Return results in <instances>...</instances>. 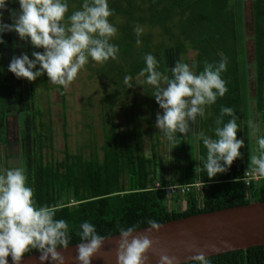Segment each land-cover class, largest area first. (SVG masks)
<instances>
[{
	"label": "trees",
	"instance_id": "1",
	"mask_svg": "<svg viewBox=\"0 0 264 264\" xmlns=\"http://www.w3.org/2000/svg\"><path fill=\"white\" fill-rule=\"evenodd\" d=\"M81 4L82 0H69L67 15L78 10ZM243 5L244 0H109V7L114 12L109 20L118 29L111 41L119 47L118 59L103 65L90 61L87 65L89 77L112 86L107 93L108 111L102 114L103 157L94 154L86 158L82 153H73L66 142L63 159L47 161L44 150L53 143L51 127L46 132L45 124L41 122L36 132L33 177L29 186L34 189L33 198L38 206H58L56 219L68 223L72 237L70 245L81 242L76 233L85 221L93 223L100 235L112 236L119 234L120 227L133 224H138L139 228L147 227L145 219L163 223L264 201V178L249 189L242 178L249 167L245 162L244 130L251 101L256 105L258 115L264 114V0H252L251 4L254 49L251 62H248L243 34ZM137 26L142 28L139 37L134 31ZM190 50L196 52L197 74L203 71L205 61L218 62L220 54L228 58L227 71L222 73L228 92L206 109L205 118L197 119L198 135L203 133L215 139L214 130L221 108L230 107L239 117L237 139L244 141L245 149H240L242 158L235 160L228 172L209 179L203 168L206 149L202 141L194 150L186 137L181 136L186 145L185 166L178 179L167 180L161 176L163 168L158 169L156 150L160 141L154 142L152 156H147L140 148V135L152 133L156 118L149 112H154L159 105L151 96V86L144 83L145 77L139 73L145 67L143 57L150 53L160 62L159 70L171 76L169 70L177 61L189 64ZM33 51L42 52L43 49L30 50ZM2 59L3 44H0ZM126 75L132 77V88L124 84ZM36 80L49 88L46 75ZM252 80L254 84H251ZM59 87L64 97V88ZM251 88L253 95H249ZM139 89L143 100L139 98ZM117 99L133 110L126 138L121 137L115 122ZM88 100L91 101L90 96ZM141 113H145V117ZM37 115L42 118L43 113L37 112ZM143 118L149 128L145 132L141 130ZM230 119V116L223 117L225 123ZM157 183L161 184L160 188L156 187ZM196 183L200 184L198 188ZM177 184H189L193 189L182 196H167L166 186ZM181 200L185 207L180 204ZM30 253L37 251L25 255ZM208 259L211 264H264V245L209 256Z\"/></svg>",
	"mask_w": 264,
	"mask_h": 264
},
{
	"label": "clouds",
	"instance_id": "2",
	"mask_svg": "<svg viewBox=\"0 0 264 264\" xmlns=\"http://www.w3.org/2000/svg\"><path fill=\"white\" fill-rule=\"evenodd\" d=\"M11 3L19 4V9H9ZM5 11L13 20L11 24L3 22ZM68 12L69 0H0V44L5 43L4 33L15 32L34 49H43L33 51L32 59L27 53L13 56L8 70L29 82L46 75L50 83L67 89L90 61L103 65L118 59L119 47L111 42L118 29L109 20L114 14L109 0H82L78 10L70 15ZM134 31L138 37L142 34L139 26ZM220 56L218 62L205 61L199 74L194 71L195 62L189 65L177 61L169 70L171 76L159 70L160 62L154 55L143 57L145 67L139 75L145 77L144 83L151 86V96L162 109V114L157 113L155 127L172 149L181 143L179 137L190 131V123L194 125L198 118H205L206 109L228 92L227 81L222 78L228 58ZM131 80V76L124 77L127 88L133 87ZM224 116L231 119L225 123ZM237 119L232 108L222 107L216 120L215 139L203 133L193 136V144L198 147L202 141L206 149L203 168L209 179L228 172L233 162L242 158L240 149L244 141L237 139L240 128ZM251 127L254 134L259 131L257 124L252 123ZM256 145L257 154L251 155L242 177L245 184L250 178L264 177V135L256 138ZM33 197L34 189L29 186L24 167L0 169V264H9V256L13 264H21L25 254L33 250L40 253V264H66L58 248L67 250L71 244L69 225L64 219H56L58 206H38ZM144 223L150 232L163 227L156 219H145ZM79 227L76 235L81 242L75 260L78 264H92L109 236L100 235L88 221ZM139 227L133 224L119 228L117 264H150L147 253L153 240L147 235H134ZM159 264H179V261L161 255ZM184 264H211V261L200 252Z\"/></svg>",
	"mask_w": 264,
	"mask_h": 264
},
{
	"label": "rangeland",
	"instance_id": "3",
	"mask_svg": "<svg viewBox=\"0 0 264 264\" xmlns=\"http://www.w3.org/2000/svg\"><path fill=\"white\" fill-rule=\"evenodd\" d=\"M251 4L252 0H244L243 34L246 36L248 62L253 60L254 51L251 39ZM8 8L18 10L19 4L11 3ZM3 22L6 24L13 22L8 11L4 13ZM240 34H242L241 27ZM3 39L5 41L4 52L3 59L0 60V82H4L3 85H0V169L22 166L28 176L29 184L31 183L36 132L40 128L41 122L45 124L46 132L49 130V126L52 130V146L46 147L44 150L47 161L63 159L66 142L73 153H82L86 158H91L95 154L102 158L104 143L102 114L103 111H108L107 93L111 91L112 86L96 77H89L90 72L87 65L85 70L78 73L70 87L64 89V97L60 87L50 82L49 88H47L43 84H39L37 80L29 82L24 78H17L8 70L13 56L27 53L32 59L30 50L34 48L30 43L20 40L15 32L4 33ZM195 55V51H189V65L193 64ZM251 84H254L253 80ZM31 87L34 89L32 90ZM251 89L249 95H253V88ZM138 92H140L139 98L143 100V93L140 89ZM89 96L91 101L88 100ZM117 101L119 104L116 105L114 111L115 122L118 123L121 137L126 138L133 110L126 104H120L121 99H117ZM255 106L254 104L251 107V112L245 121L247 128L244 131L248 136L246 134L244 136L245 143L247 141L246 149L245 147L244 149L246 150L245 162L248 166L251 155L257 154L256 138L264 135V114L262 117L259 116ZM37 112L43 113L42 118L37 115ZM149 113L150 115L154 113L157 116V113L162 114V109L155 108L154 112ZM141 116L145 117V113H141ZM142 123L141 130L148 131L147 120L143 118ZM252 123L259 126V131L255 134L251 127ZM155 124L156 118L153 120L152 133L140 135V148L147 156H152L153 144L158 139L160 141L156 150L158 169L161 171L163 168L164 171V173L161 172V176L167 180H176L185 166L186 145H184V139H181L180 136L181 143L172 149ZM197 124V122L194 125L190 123V131L182 136L186 137L187 143L194 147V150L198 148L193 144V136L198 135ZM180 204L185 207L184 200Z\"/></svg>",
	"mask_w": 264,
	"mask_h": 264
},
{
	"label": "water",
	"instance_id": "4",
	"mask_svg": "<svg viewBox=\"0 0 264 264\" xmlns=\"http://www.w3.org/2000/svg\"><path fill=\"white\" fill-rule=\"evenodd\" d=\"M162 224L158 232H150L147 226L139 228L134 235H147L153 240L147 253L150 264H159L161 255L175 257L179 264H183L200 252L209 257L264 245V201L199 213ZM119 239V234L109 236L92 264H117ZM78 244L70 245L67 250L58 248L66 264H78L75 260ZM39 255V252L25 255L21 264H40ZM8 260L13 264L11 259Z\"/></svg>",
	"mask_w": 264,
	"mask_h": 264
},
{
	"label": "built area",
	"instance_id": "5",
	"mask_svg": "<svg viewBox=\"0 0 264 264\" xmlns=\"http://www.w3.org/2000/svg\"><path fill=\"white\" fill-rule=\"evenodd\" d=\"M247 169L248 168H246L245 172L247 171ZM261 178L262 177L250 178V182L248 184H245L246 187L249 189L253 183L259 181ZM195 185L198 188L200 184L196 183ZM156 187L160 188L161 184L157 183ZM192 189H193L192 185H189V184L168 185V186H166V194L169 197H171L172 195H179V196L181 195L182 196L183 194L190 192Z\"/></svg>",
	"mask_w": 264,
	"mask_h": 264
},
{
	"label": "crops",
	"instance_id": "6",
	"mask_svg": "<svg viewBox=\"0 0 264 264\" xmlns=\"http://www.w3.org/2000/svg\"><path fill=\"white\" fill-rule=\"evenodd\" d=\"M253 103V102H252ZM251 103V105H250V112H251V107H253V104ZM246 122H245V130H246ZM246 134V133H245ZM247 135V134H246ZM248 136V135H247ZM247 136H246V139H247ZM246 143H247V141H246Z\"/></svg>",
	"mask_w": 264,
	"mask_h": 264
},
{
	"label": "flooded vegetation",
	"instance_id": "7",
	"mask_svg": "<svg viewBox=\"0 0 264 264\" xmlns=\"http://www.w3.org/2000/svg\"><path fill=\"white\" fill-rule=\"evenodd\" d=\"M15 46H16V44H14ZM4 47V46H3ZM3 52H4V50H3Z\"/></svg>",
	"mask_w": 264,
	"mask_h": 264
}]
</instances>
